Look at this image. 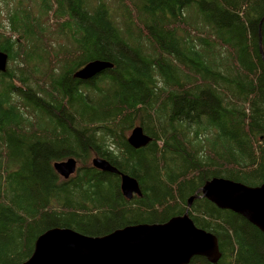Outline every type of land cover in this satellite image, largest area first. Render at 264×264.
Listing matches in <instances>:
<instances>
[{"label": "trees", "instance_id": "1", "mask_svg": "<svg viewBox=\"0 0 264 264\" xmlns=\"http://www.w3.org/2000/svg\"><path fill=\"white\" fill-rule=\"evenodd\" d=\"M0 51V264L53 228L102 237L185 213L221 254L189 264H264V233L200 193L264 183V0H0ZM97 60L112 68L74 77ZM137 125L151 141L134 149Z\"/></svg>", "mask_w": 264, "mask_h": 264}, {"label": "water", "instance_id": "2", "mask_svg": "<svg viewBox=\"0 0 264 264\" xmlns=\"http://www.w3.org/2000/svg\"><path fill=\"white\" fill-rule=\"evenodd\" d=\"M8 57L0 51V73L5 72ZM110 63L93 61L77 71L75 78L90 79ZM151 138L136 126L127 137L134 149L145 147ZM93 168L120 177L122 195L131 200L141 197L138 181L118 171L106 160H91ZM55 172L68 179L77 171V161L69 158L53 164ZM201 197L219 209L232 211L264 233V183L249 187L224 178H213L201 188ZM198 197L188 199V206ZM211 263L220 258L217 238L197 228L187 213L162 224H138L117 229L102 237H91L68 228H53L40 235L31 256L21 264H189L194 257Z\"/></svg>", "mask_w": 264, "mask_h": 264}, {"label": "rangeland", "instance_id": "3", "mask_svg": "<svg viewBox=\"0 0 264 264\" xmlns=\"http://www.w3.org/2000/svg\"><path fill=\"white\" fill-rule=\"evenodd\" d=\"M137 126H138V125H137ZM210 139H211V140L213 139L212 141H214V140H215V137H214V138H213V137H210Z\"/></svg>", "mask_w": 264, "mask_h": 264}, {"label": "bare ground", "instance_id": "4", "mask_svg": "<svg viewBox=\"0 0 264 264\" xmlns=\"http://www.w3.org/2000/svg\"><path fill=\"white\" fill-rule=\"evenodd\" d=\"M51 230V229H50ZM47 232V231H46Z\"/></svg>", "mask_w": 264, "mask_h": 264}]
</instances>
